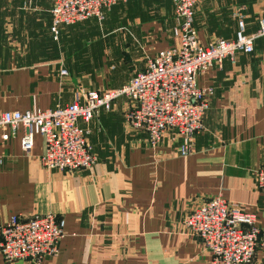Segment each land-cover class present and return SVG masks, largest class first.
Instances as JSON below:
<instances>
[{
  "label": "crops",
  "instance_id": "0c3cea01",
  "mask_svg": "<svg viewBox=\"0 0 264 264\" xmlns=\"http://www.w3.org/2000/svg\"><path fill=\"white\" fill-rule=\"evenodd\" d=\"M23 1L0 0V112L64 107L80 91L125 84L106 76L108 70L99 77L81 76L74 58L99 54L121 65L123 59L145 60L127 62L135 75L158 52L177 45L171 0L131 5L133 21L127 23L128 14L114 10L125 1L105 11L101 21L62 26L58 36L64 50L50 32L51 0ZM146 8L155 11L154 18L144 17ZM237 13L252 35L264 18V2L200 1L193 22L199 44L234 40ZM111 15L122 20L115 29ZM106 19L96 30L95 24ZM196 85L214 94L187 156L179 154V138L170 132L151 148L144 134L130 131L121 99L109 111L100 108L89 124L79 121L97 158L90 170H46L43 139L34 136L32 153L25 155V129L6 127L0 132V225L12 216L54 214L64 221L58 254L38 264H209L202 242L183 222L196 205L220 196L256 215L260 234L252 264H264V190L255 179L256 170L264 168V37L254 41L251 54L239 53L235 62L224 60L199 74ZM3 134L9 139L2 140ZM0 264H5L1 254Z\"/></svg>",
  "mask_w": 264,
  "mask_h": 264
},
{
  "label": "built area",
  "instance_id": "2783aa9c",
  "mask_svg": "<svg viewBox=\"0 0 264 264\" xmlns=\"http://www.w3.org/2000/svg\"><path fill=\"white\" fill-rule=\"evenodd\" d=\"M127 0H51V27L55 40L62 26L88 19H104L105 11ZM179 26L173 29L174 48L162 50L146 61L145 68L116 89L85 90L64 107L25 112H0V132L6 127L25 129L21 149L31 155L34 136L43 139L41 163L48 171L90 170L97 158L87 136V125L100 108L111 110L125 99L123 120L132 132L146 136L151 148L161 144L170 132L179 138V154L192 152L194 138L203 129V117L214 94L212 88L196 85L197 76L224 60L235 62L239 53L251 54L254 41L264 37V18L252 35L245 32L243 16L238 17L234 40L217 38L199 44L194 28V12L202 0H171ZM264 2V0H261ZM1 139H9L8 134ZM258 188L264 190V168L255 172ZM255 214L220 196L202 201L184 219L186 232L202 242L209 264H252L259 244L260 229ZM64 236V221L54 214L21 219L12 216L0 225V254L5 264L26 260L32 264L55 257Z\"/></svg>",
  "mask_w": 264,
  "mask_h": 264
},
{
  "label": "rangeland",
  "instance_id": "374dc122",
  "mask_svg": "<svg viewBox=\"0 0 264 264\" xmlns=\"http://www.w3.org/2000/svg\"><path fill=\"white\" fill-rule=\"evenodd\" d=\"M30 1L31 0H24L23 2L26 5ZM145 1H149V0H127V2L125 4H121V5L117 6L114 10L120 9L121 11L126 12L128 15H126L125 22L127 23V20H131L132 19V14L134 12L131 9H129V7L131 5H138V3H142V2H145ZM150 1H155V0H150ZM146 4H148V2L144 3V5H146ZM144 7H146V6H144ZM143 13L145 14L144 15L145 18L152 19V18H154L155 11H151V10L149 11L148 8H146ZM172 15H173V21H174V25L173 26L175 28L176 27L175 24H176L177 21H175L176 18H175L174 14H173V8H172ZM150 16L152 18H150ZM118 18H119V21L122 22L121 18L120 17H118ZM118 18L115 15H111L110 16L109 25L111 26V29H115L117 27V25H118L117 19ZM137 19H139V18H137ZM105 21H104L105 23L104 22H102V23H96L95 22L96 23L95 24L96 30L100 29V27H102V25L106 24L107 23V19ZM132 21H133V19H132ZM3 30H4V32H7L9 29L3 27ZM106 30H108V27L106 28ZM105 31L103 32V34L105 33ZM7 35L9 36L10 33H7ZM221 39H224V38H221ZM57 40H58L57 42H59L58 44H60V46H61V50H64L63 46H65V45H62L61 41H59V36H58ZM54 44H56V43H54ZM66 47H68V46L66 45ZM73 60L76 63V66H73V67L78 70V72L81 74V76H83L85 74L88 75V73L91 72L92 73L91 76L93 78L96 77V76L99 77L103 73L106 74V70H108L109 75L107 74L106 76H109V78L111 80H114V79L115 80H119V79H121V81H125V83H126V81H129L134 76V73H132V70H131L133 68L130 65L137 64L139 62L141 64L145 63V60H135V59L134 60H130V59H127L126 62H125V59H123L122 62L126 63V65L125 64L121 65L120 64L121 60H119V59L118 60H116V59H113V60L102 59V58H99V54L97 56L91 57L89 59L88 58H84V59L83 58H81V59L80 58H78V59L74 58ZM90 61H91V65H89ZM128 61L130 62L129 63L130 65H128V63H127ZM104 63H105V67L103 65ZM127 65L130 66V67L129 68L123 67V66H127ZM121 86H122V84L120 85V87ZM112 89H116V88H112ZM121 100H125V99H121Z\"/></svg>",
  "mask_w": 264,
  "mask_h": 264
}]
</instances>
